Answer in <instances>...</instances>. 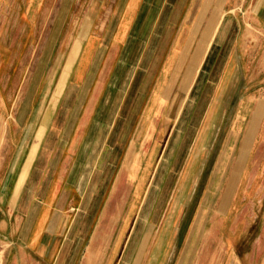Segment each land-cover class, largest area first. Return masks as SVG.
Masks as SVG:
<instances>
[{
  "label": "crops",
  "instance_id": "0c3cea01",
  "mask_svg": "<svg viewBox=\"0 0 264 264\" xmlns=\"http://www.w3.org/2000/svg\"><path fill=\"white\" fill-rule=\"evenodd\" d=\"M102 10L99 26L94 20ZM85 14L86 22L69 33L67 55L77 39L81 47L55 109L45 120L36 156L29 154L26 173L18 179L31 147L19 144L1 180V223L11 229L14 244L4 264H141L149 254L153 259L158 238L150 248V219L202 86L214 82L221 67L228 69L218 83L223 76L222 84H230L234 70L238 78L241 56L236 53L255 51L245 37L264 35V0H90ZM219 99L222 95L214 96L210 107ZM206 103L198 122L205 110V118L211 110ZM263 103L256 102L248 114L240 108L232 120L233 133L239 135L248 116L245 135L255 111L263 112ZM26 116L18 122L26 123ZM214 129L200 127L196 137L201 139H194L195 144L198 141L202 150L209 147ZM233 133L227 147L238 137ZM246 144L241 141V160ZM23 149L25 159L16 175ZM163 149L147 186L149 171ZM239 163L234 165L237 170ZM161 166L156 191L151 185ZM219 166L218 170L223 163ZM141 196L142 207L130 226V212ZM151 197L152 208L135 242L136 221ZM179 225L178 221L176 239ZM177 244L175 240L164 264H171Z\"/></svg>",
  "mask_w": 264,
  "mask_h": 264
},
{
  "label": "rangeland",
  "instance_id": "374dc122",
  "mask_svg": "<svg viewBox=\"0 0 264 264\" xmlns=\"http://www.w3.org/2000/svg\"><path fill=\"white\" fill-rule=\"evenodd\" d=\"M89 2L0 0V184L8 171V160L20 147L19 144L23 142L31 147L18 179L25 175L31 155L36 156L47 124L45 120L55 109L81 47L82 41L77 39L67 55V45L71 39L69 33L73 26L78 28L86 22L84 15ZM102 12L98 13L94 24L100 26L103 23ZM245 40L255 46V51L236 53V56H241L238 78L234 76L237 72L234 70L233 74L230 73V84H222L223 76L218 83L220 75L228 69L227 66L223 70L221 67L214 82L206 81L202 86L203 95L197 98L191 117L184 126L174 163L169 166L168 172L165 170L167 173L162 181L167 183L156 200V212L150 219V248L158 238L154 246L155 256L149 258L148 253L149 256L141 264H164L175 240L180 246L177 244L171 264H264V109L263 112L262 108L255 111L245 135L248 116L239 135L232 131V120L240 108L248 114L256 102H264V35L258 37L250 34ZM46 81L45 96L37 105ZM185 87L186 82L182 91ZM222 89H225L223 93ZM217 94L222 95V99L211 108L210 104ZM179 99L178 95L176 106ZM205 103H209L207 108L211 110L206 118L205 110L198 122ZM24 115H27V122L25 119L19 123V118ZM18 126H21L20 129ZM207 126L211 130L215 128L211 137L214 141L202 150L198 145L201 137L197 139L196 136L200 127ZM231 133L234 138L238 137L235 141L232 137L233 145L227 147L226 141ZM186 136L188 141L184 144ZM194 139L198 140L197 144ZM244 139L247 144L241 160V141ZM24 149L16 175L25 159ZM164 154L165 149L155 159L145 183L147 186L153 180ZM176 159H179L177 165ZM237 162H240L239 170L234 166ZM220 163L223 166L218 170ZM170 170L171 177L168 176ZM162 172L161 166L156 181L151 185L156 191L157 178L159 173L162 178ZM234 172H238L236 177ZM147 198L144 212L134 227L135 242L152 208V204L146 203ZM132 199L130 197V204ZM222 199H226L223 205ZM142 202L141 196L134 213L130 212V226ZM2 217L0 212V264H4L5 254L14 245L10 240L11 229H4L7 227L1 223ZM10 219L13 224V217ZM178 221L180 225L176 239Z\"/></svg>",
  "mask_w": 264,
  "mask_h": 264
},
{
  "label": "bare ground",
  "instance_id": "6f19581e",
  "mask_svg": "<svg viewBox=\"0 0 264 264\" xmlns=\"http://www.w3.org/2000/svg\"><path fill=\"white\" fill-rule=\"evenodd\" d=\"M0 141H1V140H0ZM152 199H153L152 197L149 199V201H148V204H149V205L152 204Z\"/></svg>",
  "mask_w": 264,
  "mask_h": 264
}]
</instances>
